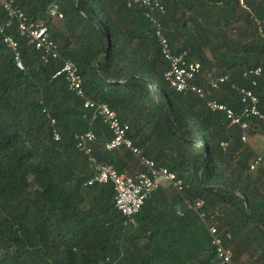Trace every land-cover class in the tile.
I'll return each mask as SVG.
<instances>
[{
  "label": "trees",
  "instance_id": "obj_1",
  "mask_svg": "<svg viewBox=\"0 0 264 264\" xmlns=\"http://www.w3.org/2000/svg\"><path fill=\"white\" fill-rule=\"evenodd\" d=\"M160 2L163 35L174 55L200 64L195 83L204 99L165 82L168 64L143 8L125 0H14L30 22L48 27L61 60L76 65L85 99L115 112L142 156L183 187L160 188L125 225L112 185L86 186L93 171L74 138L93 131L97 160L120 175L141 172L135 157L105 150L107 127L91 122L62 77L52 79L62 61L43 63L12 26L0 34V264H218L211 226L235 264H264V167L249 170L262 153L206 107L213 100L239 114L245 89L264 116V0H244L247 9L239 0ZM53 7L59 22L49 16ZM6 36L17 43L22 70ZM256 69L258 77H244ZM221 77L226 82L211 89ZM247 121V137L264 139V123ZM199 201V210L188 208Z\"/></svg>",
  "mask_w": 264,
  "mask_h": 264
},
{
  "label": "built area",
  "instance_id": "obj_2",
  "mask_svg": "<svg viewBox=\"0 0 264 264\" xmlns=\"http://www.w3.org/2000/svg\"><path fill=\"white\" fill-rule=\"evenodd\" d=\"M125 2L128 8L138 6L145 10V17L153 26L161 55L168 64V71L164 75V80L169 87L178 93L189 92L204 99V91L195 83L200 73V64L196 61H191L185 52L174 55L163 35L160 17L164 14V8L160 0H125ZM239 5L242 9H247L244 0H239ZM0 7L7 17L6 24L4 26L0 25V34L6 29L15 26L19 35L24 37L28 44L40 53L43 63L61 60L58 46L50 39L48 27L45 24L30 22L25 14L14 5V0H0ZM49 16L52 21H60L62 19V15L57 12L55 7L50 10ZM259 32L264 37L261 29ZM3 42L14 52L16 67L22 70V64L17 52V43L10 36L4 37ZM248 75L258 77L260 70L256 69L244 73V77ZM60 77L64 79L71 93L84 100V110L90 112L91 122L101 120L111 133L112 139L105 145V150L113 152L125 149L135 157L141 168V172L120 175L112 166L97 160L94 154L97 139L93 131L89 130L78 134L74 138L77 151L86 157L87 163L93 171V176L86 183V186L111 184L114 191V209L124 217L125 225H133L135 223V216L139 213L145 201L160 188L169 185L175 191H181L183 181L177 179L176 175L167 169L157 168L151 160L142 156L141 151L133 145L132 140L129 138L130 127L120 122L115 112L106 104L85 99L82 78L72 61L63 60L61 68L52 76V79ZM226 80L227 77H221L210 81L211 89H218L219 85L226 82ZM240 94L243 108L239 114L213 100H207L206 107L211 112L222 113L230 126L236 127L242 132L241 141L246 143L247 120L257 118L264 123V116L258 111V100L251 91L242 89ZM54 125L55 122L51 120V126ZM52 136L55 142L60 140V136L55 129L52 130ZM220 146L224 149L226 144L222 143ZM263 167L264 157H259L250 163L249 170L250 172H256ZM202 204L199 201L193 207L188 205V208L199 210ZM200 218H203V216L200 215ZM208 230L211 237V247L214 250L218 264H235L232 251L224 245L221 234L213 226L209 227Z\"/></svg>",
  "mask_w": 264,
  "mask_h": 264
},
{
  "label": "crops",
  "instance_id": "obj_3",
  "mask_svg": "<svg viewBox=\"0 0 264 264\" xmlns=\"http://www.w3.org/2000/svg\"><path fill=\"white\" fill-rule=\"evenodd\" d=\"M255 137L252 138H248L247 137V141L246 144L249 145L253 150L258 151L260 153H262V155H264V149L261 150V148L258 149V146L255 143Z\"/></svg>",
  "mask_w": 264,
  "mask_h": 264
},
{
  "label": "rangeland",
  "instance_id": "obj_4",
  "mask_svg": "<svg viewBox=\"0 0 264 264\" xmlns=\"http://www.w3.org/2000/svg\"><path fill=\"white\" fill-rule=\"evenodd\" d=\"M54 22H59V21H54ZM255 139H256L255 143L258 146V149L259 148H261V150L264 149V139L260 136L255 137Z\"/></svg>",
  "mask_w": 264,
  "mask_h": 264
},
{
  "label": "water",
  "instance_id": "obj_5",
  "mask_svg": "<svg viewBox=\"0 0 264 264\" xmlns=\"http://www.w3.org/2000/svg\"><path fill=\"white\" fill-rule=\"evenodd\" d=\"M262 157H264V155H262ZM203 161H204V159H203Z\"/></svg>",
  "mask_w": 264,
  "mask_h": 264
}]
</instances>
